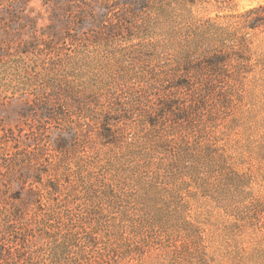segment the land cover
I'll return each mask as SVG.
<instances>
[{
    "label": "rangeland",
    "instance_id": "1",
    "mask_svg": "<svg viewBox=\"0 0 264 264\" xmlns=\"http://www.w3.org/2000/svg\"><path fill=\"white\" fill-rule=\"evenodd\" d=\"M261 4L0 0V264H264Z\"/></svg>",
    "mask_w": 264,
    "mask_h": 264
},
{
    "label": "trees",
    "instance_id": "2",
    "mask_svg": "<svg viewBox=\"0 0 264 264\" xmlns=\"http://www.w3.org/2000/svg\"><path fill=\"white\" fill-rule=\"evenodd\" d=\"M241 17L244 18V26L247 28V31L240 35H237L235 32L230 34L228 37L224 38L222 44L223 48L218 51L216 50L207 56L205 66L214 76L221 78H238L242 72H249L251 68L255 66L262 65V67H264V57L260 56L253 61V56L250 53V44L252 43L250 31L264 26V5L261 4L247 9L241 13ZM106 138L108 143L113 142V139H110L108 136H106ZM63 148L64 144H56L57 150H63ZM41 197V188H34L33 186L26 187L25 185H22L19 189L15 190L14 198L19 202L15 204V207L17 208L13 213H10L8 217H13V219L15 216L20 217L24 212L23 207ZM2 208L5 207L3 206ZM0 256H2L1 251Z\"/></svg>",
    "mask_w": 264,
    "mask_h": 264
}]
</instances>
